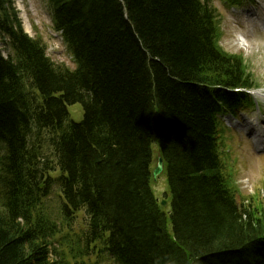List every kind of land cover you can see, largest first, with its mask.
<instances>
[{"label":"trees","instance_id":"1","mask_svg":"<svg viewBox=\"0 0 264 264\" xmlns=\"http://www.w3.org/2000/svg\"><path fill=\"white\" fill-rule=\"evenodd\" d=\"M52 2L74 70L47 58L11 0H0V39L9 36L16 53L0 55V264H84L108 232L123 264H264V201L238 198L216 120L247 98L220 87H250L252 74L214 39V10L202 0ZM81 100L84 119L67 124L66 104ZM35 125L63 172L61 226L43 200L52 179L40 186V147L26 142ZM153 141L170 218L150 189ZM83 206L90 232L68 248V215Z\"/></svg>","mask_w":264,"mask_h":264},{"label":"rangeland","instance_id":"2","mask_svg":"<svg viewBox=\"0 0 264 264\" xmlns=\"http://www.w3.org/2000/svg\"><path fill=\"white\" fill-rule=\"evenodd\" d=\"M15 1H17L22 9L21 12L19 11L20 16L24 17L26 26L31 35L37 37V34H41L43 41L49 45V49H51V51H49L51 58L55 62H63L73 68V63L69 60L62 39L58 38V41L52 40L51 32H55L52 29L53 22L51 20V11L48 6L49 1ZM215 6L223 17L222 29L224 36L220 44L226 52L237 54L236 56L244 58L247 68L254 75L258 87L264 88V32H261L259 28L251 23L249 25L244 24V20L239 23L238 19H236L238 16H232V14L225 10L219 3H215ZM248 7L250 8V6ZM28 19L30 23H34L32 30L28 27ZM240 35L243 36L244 41L241 40ZM0 49L4 50L5 54H8V50L4 48L2 43H0ZM246 111H251L253 112V116H256L257 112L255 109H246ZM69 112L71 121L77 123L82 121L84 111L81 104L69 106ZM240 140L242 141L241 147H236L233 153V158L237 157L239 160L236 168H234V171L237 173L239 188L244 194L249 196L253 195L255 196L253 197L254 199L259 197L264 201V197L260 193H256L258 190L264 189V156H255L253 154V147L246 142V139L240 138ZM154 149H156V145ZM154 156L156 157V154H154ZM162 179L165 182V176H162L161 180ZM156 190L161 197L164 195L165 186L163 184L156 185ZM51 192L52 196L57 198L58 187L54 186ZM262 194L264 195V193ZM56 202L57 200L51 201L52 204H56ZM56 216L58 217L59 214L57 213ZM79 221L84 222V220ZM104 256L106 261L102 260L99 264H115L108 254L105 253Z\"/></svg>","mask_w":264,"mask_h":264},{"label":"bare ground","instance_id":"3","mask_svg":"<svg viewBox=\"0 0 264 264\" xmlns=\"http://www.w3.org/2000/svg\"><path fill=\"white\" fill-rule=\"evenodd\" d=\"M244 12L245 13L242 15V16H244V24H248L249 25L251 21H255V23L257 24V27L259 29L264 30V2L261 3L258 8L252 10L251 12H246V10H244ZM215 29H218L217 25L215 26ZM215 32H216V35L214 36V39H217L216 41H217L218 45L221 48H223L222 45L220 44V42L223 39L221 37L222 35H221L219 30H216ZM240 38H241L242 41H244V38H243L242 35H240ZM45 55H49V53L45 52ZM84 100H81V101H78V102L84 104V102H85ZM69 105L70 104H66V107H68ZM33 128H34L33 132L39 131L37 125H35V127H33ZM42 129H40V130H42ZM251 131H252V133L254 135L258 136V142H260V136H259L258 132L256 130H254V129H251ZM30 134H32V133H30ZM27 135H29V134H27ZM26 139H27L26 142L30 143V141L32 139V135L27 136ZM58 194H63V188H62L61 184H60V188L58 190ZM232 250H234V249H229L227 251H228V253H230Z\"/></svg>","mask_w":264,"mask_h":264},{"label":"water","instance_id":"4","mask_svg":"<svg viewBox=\"0 0 264 264\" xmlns=\"http://www.w3.org/2000/svg\"><path fill=\"white\" fill-rule=\"evenodd\" d=\"M162 170H163V160L162 158H159V163L154 170V176L156 177L159 173L162 172Z\"/></svg>","mask_w":264,"mask_h":264}]
</instances>
